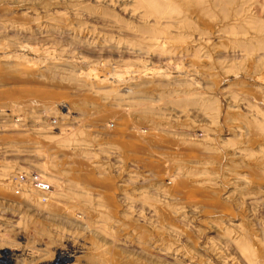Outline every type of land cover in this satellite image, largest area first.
I'll list each match as a JSON object with an SVG mask.
<instances>
[{
	"label": "rangeland",
	"instance_id": "374dc122",
	"mask_svg": "<svg viewBox=\"0 0 264 264\" xmlns=\"http://www.w3.org/2000/svg\"><path fill=\"white\" fill-rule=\"evenodd\" d=\"M0 50V264H264V0H0Z\"/></svg>",
	"mask_w": 264,
	"mask_h": 264
},
{
	"label": "bare ground",
	"instance_id": "6f19581e",
	"mask_svg": "<svg viewBox=\"0 0 264 264\" xmlns=\"http://www.w3.org/2000/svg\"><path fill=\"white\" fill-rule=\"evenodd\" d=\"M23 52V51H22ZM25 54H23V56H24ZM12 56H22V54H19V53H11V52H9V51H7V50H5V51H1L0 50V57H12ZM25 56H27V54L25 55ZM29 57V56H28ZM31 58V57H30ZM36 59V58H35ZM37 61V60H36ZM161 69V68H160ZM97 71H99V70H97ZM96 71V72H97ZM101 71V70H100ZM95 72V71H94ZM103 73H105V72H103ZM107 73V72H106ZM100 75V74H99ZM104 75H106V74H104ZM100 77H105V76H103L102 74L100 75ZM116 77V76H115ZM122 77V76H121ZM118 78V77H117ZM123 78V77H122Z\"/></svg>",
	"mask_w": 264,
	"mask_h": 264
},
{
	"label": "built area",
	"instance_id": "2783aa9c",
	"mask_svg": "<svg viewBox=\"0 0 264 264\" xmlns=\"http://www.w3.org/2000/svg\"><path fill=\"white\" fill-rule=\"evenodd\" d=\"M37 188L38 190L40 191H46L48 189V185L47 184H44V183H41V182H37Z\"/></svg>",
	"mask_w": 264,
	"mask_h": 264
}]
</instances>
